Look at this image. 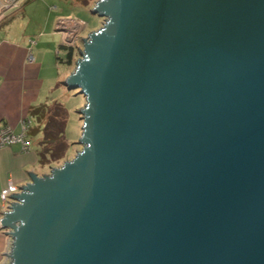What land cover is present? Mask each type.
I'll list each match as a JSON object with an SVG mask.
<instances>
[{
	"label": "water",
	"instance_id": "obj_1",
	"mask_svg": "<svg viewBox=\"0 0 264 264\" xmlns=\"http://www.w3.org/2000/svg\"><path fill=\"white\" fill-rule=\"evenodd\" d=\"M91 11L82 150L1 211L8 264H264V0Z\"/></svg>",
	"mask_w": 264,
	"mask_h": 264
},
{
	"label": "crops",
	"instance_id": "obj_2",
	"mask_svg": "<svg viewBox=\"0 0 264 264\" xmlns=\"http://www.w3.org/2000/svg\"><path fill=\"white\" fill-rule=\"evenodd\" d=\"M28 1L30 0H26ZM94 1L96 0L88 4L92 5ZM72 3L74 5L87 4L83 0H73ZM53 9H56V5L51 6V10ZM30 14L27 9L21 7L6 12L4 19L0 21V125L10 124L13 130L18 132L21 130L20 120L24 116L32 119L29 132L32 140L30 149L24 150L20 143L0 146V193L10 181L21 186L30 180V172L41 174L40 169L43 165L40 163V141L43 131L40 129L32 133V129L39 123L30 110L40 103L59 100L53 93L56 85H54L55 76L51 71L53 62L49 54L51 53V42L47 41L48 39L41 31L33 35L43 24V19L39 23L40 18H38L37 24L31 26L29 23L34 13ZM62 14L70 13L58 15ZM19 16L20 18H17ZM17 20L20 22L17 23ZM54 20L55 18L45 24L54 26ZM22 23H28L32 29H27ZM29 51L34 57L32 62L27 60ZM1 211L0 199V218ZM9 240L10 235L0 226V264L9 262L6 255Z\"/></svg>",
	"mask_w": 264,
	"mask_h": 264
},
{
	"label": "rangeland",
	"instance_id": "obj_3",
	"mask_svg": "<svg viewBox=\"0 0 264 264\" xmlns=\"http://www.w3.org/2000/svg\"><path fill=\"white\" fill-rule=\"evenodd\" d=\"M72 1L73 0H30L26 2V0H21L19 7L10 10L13 11L23 7L27 9L29 13H31L30 15L34 13L32 21L29 23L31 26L37 24L36 20H38V18H40L39 23H41V20L43 19V24L39 26V30L35 31L33 35L35 36L37 32L41 31V33L46 36L44 37L48 39L47 41L51 42V53L49 54L53 62L51 71H53V75L55 76L54 85H56L53 93L56 98H58L59 101H61L66 106L69 112L65 128V136L67 141L70 143V149L62 159L52 163V165L46 164L42 169H40L41 174H43V171L44 173L50 172L53 167L60 166L65 160L73 158L77 152L82 150V145L76 141L80 136L79 132L82 131L81 128L83 121L81 119L79 109L85 105V97L82 93L78 92V88L69 89L63 81L67 74H69L76 66V60L80 56V47L83 45V38L87 37L92 30L100 28L103 25L105 19L91 11L95 1L92 2V5H74ZM52 5H56L55 10H51ZM60 13H70L73 14V17L78 16L84 20L81 21L80 28L75 34L76 37L74 40L68 41L67 39H64V37H62V32L56 30L55 23L57 17L59 16L58 14ZM17 18H20V16ZM54 18V26L45 24V22L53 20ZM3 19L4 17L1 18V20ZM18 22H20V20H17V23ZM23 25H26L27 29H32L31 26H28V23H24ZM47 35L49 36L47 37ZM62 40L65 43H70L71 46L75 45L78 49L77 53L75 54V61L70 67L65 62H59L57 59L58 45ZM65 52V50H61L60 54L64 56ZM56 77L58 78L57 80Z\"/></svg>",
	"mask_w": 264,
	"mask_h": 264
},
{
	"label": "trees",
	"instance_id": "obj_4",
	"mask_svg": "<svg viewBox=\"0 0 264 264\" xmlns=\"http://www.w3.org/2000/svg\"><path fill=\"white\" fill-rule=\"evenodd\" d=\"M92 0H83L85 3H90ZM59 51L65 50V55L57 54L59 62H65L72 66L75 61V54L78 49L74 46L58 45ZM31 114L38 120V125L32 129V133L42 129L43 137L40 141V163L43 167L46 164L62 159L70 149V143L65 136V128L68 119V109L59 100L51 103H40L31 108ZM42 125V127L40 126Z\"/></svg>",
	"mask_w": 264,
	"mask_h": 264
},
{
	"label": "built area",
	"instance_id": "obj_5",
	"mask_svg": "<svg viewBox=\"0 0 264 264\" xmlns=\"http://www.w3.org/2000/svg\"><path fill=\"white\" fill-rule=\"evenodd\" d=\"M21 0H0V20L4 17L5 13L12 10L13 8L19 7ZM82 18L73 17V14L59 15L56 19L55 28L62 32V37L68 41L74 40L76 37L78 29L80 28V23ZM33 41V39H31ZM61 45L71 46L70 43H65L63 40L60 43ZM74 46V45H72ZM57 53L60 54L59 49ZM28 62L34 60L33 54L31 51L27 55ZM21 130L16 132L13 130V127L10 124L0 125V146L11 145L13 143H20L24 150L30 149L32 145V140L30 138L29 132L32 127V119L29 116H24L21 120ZM20 186L10 181L8 184L1 190L0 199L2 202V210H9L13 203L17 202L15 198L12 197L14 193L20 192ZM12 246V237L10 236L8 249L6 255L10 260L9 254Z\"/></svg>",
	"mask_w": 264,
	"mask_h": 264
}]
</instances>
